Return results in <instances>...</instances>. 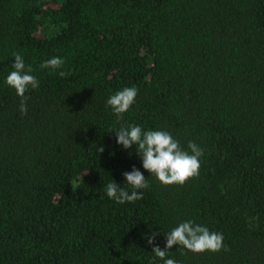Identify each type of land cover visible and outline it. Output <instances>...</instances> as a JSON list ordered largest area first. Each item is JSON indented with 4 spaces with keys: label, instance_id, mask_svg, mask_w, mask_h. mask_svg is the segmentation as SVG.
<instances>
[{
    "label": "trees",
    "instance_id": "trees-1",
    "mask_svg": "<svg viewBox=\"0 0 264 264\" xmlns=\"http://www.w3.org/2000/svg\"><path fill=\"white\" fill-rule=\"evenodd\" d=\"M14 53L39 81L27 114ZM125 87L118 120L107 100ZM131 124L195 142L199 175L162 184L117 144ZM133 166L150 186L119 204L106 185L131 192ZM189 220L228 250L165 259L264 264V0H0V264H164L153 247Z\"/></svg>",
    "mask_w": 264,
    "mask_h": 264
},
{
    "label": "clouds",
    "instance_id": "clouds-1",
    "mask_svg": "<svg viewBox=\"0 0 264 264\" xmlns=\"http://www.w3.org/2000/svg\"><path fill=\"white\" fill-rule=\"evenodd\" d=\"M13 55L14 63L11 66L13 70L6 77V83L15 89L17 95L21 97L20 112L27 114L26 102L28 97L25 93L29 88H38L39 81L32 74V67L26 66L23 56L19 53ZM64 63L65 60L57 56L42 62L40 68L56 71L62 69ZM58 74L61 77L70 75L69 72L62 70ZM137 94L138 89L136 87H125L108 98L107 105L111 107L118 120L134 104ZM115 133L116 142L123 149H131L135 145L136 154L142 159L143 169L154 174L162 184L183 185L187 180L199 175L203 149L195 142L188 143L187 148L190 151H187L182 149L179 141L175 140L171 133L161 130L145 131L135 124L121 127ZM97 150L102 153L104 148L100 147ZM122 175L127 181L126 184L131 186L132 191L129 192L120 187L121 184L114 181L106 185L107 196L119 204L143 199V192L139 190L148 189L150 186L144 174L133 166L130 172L125 171ZM157 235L158 233H152L147 239L148 244H154ZM165 236V248L162 250L159 246H155L152 249L156 257L164 260V264H178L175 259H165L168 250L174 245L182 246L193 253L228 250L223 243L222 233L212 232L207 227L191 220L179 223L178 226L166 232Z\"/></svg>",
    "mask_w": 264,
    "mask_h": 264
}]
</instances>
